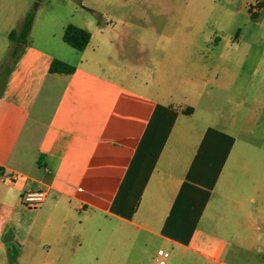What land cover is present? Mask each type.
Returning a JSON list of instances; mask_svg holds the SVG:
<instances>
[{
	"label": "crops",
	"instance_id": "obj_1",
	"mask_svg": "<svg viewBox=\"0 0 264 264\" xmlns=\"http://www.w3.org/2000/svg\"><path fill=\"white\" fill-rule=\"evenodd\" d=\"M162 3L84 6L83 51L63 40L71 23L51 35L35 16L0 80V243L34 247L42 261L114 264L159 263V251L226 264L245 248V228L259 232L248 250L263 243L264 151L248 114L241 124L227 114L231 56L215 51L202 66L201 50H171L173 23L137 15ZM54 60L72 73H51ZM235 104L240 112L243 94ZM29 191L46 192L37 211L24 205Z\"/></svg>",
	"mask_w": 264,
	"mask_h": 264
},
{
	"label": "rangeland",
	"instance_id": "obj_2",
	"mask_svg": "<svg viewBox=\"0 0 264 264\" xmlns=\"http://www.w3.org/2000/svg\"><path fill=\"white\" fill-rule=\"evenodd\" d=\"M249 1L163 0L162 4L155 5L153 13L147 10L146 6L138 7L137 15L171 21L173 33L180 41L170 49H178L184 53L201 50L204 56L198 64L202 66L210 61L209 58L215 51L218 56L221 51L229 52L231 59L227 65L233 68L234 88L231 89L233 103L227 105V114L234 120L240 119V115L248 114L246 127L250 142L264 151V19L252 15L246 6ZM108 3L112 4V0H0V80L5 78L11 66L13 43L9 39V33L20 27L25 15L34 13L38 21H47V25L50 23V27L47 26V34L57 35L61 33L64 24L86 26L83 20L91 14L84 6L104 7ZM94 10L98 12L97 9ZM101 18L102 16H99V19ZM34 33L37 34V30ZM216 44L219 46L216 47ZM195 62L196 58H185L183 64L191 67ZM240 94H243V102L245 101L246 105L239 107L240 112H237L235 102ZM237 123L241 124L239 120ZM237 123L234 122L236 127ZM216 198L219 199L218 195ZM207 222L204 224L205 228L209 227ZM244 231L245 248L230 250L232 259L222 261L226 264H264V261H259L260 257L264 259V241L256 242L252 250L246 248L250 245L248 238L257 237L259 232L253 233L247 228ZM9 236L12 237L11 234ZM5 240L6 236L0 243V264H114V261H42L38 249L29 247L22 251L16 241L6 243ZM192 259L193 262L201 261V264L207 261L199 256H192ZM166 263L187 264L186 261L171 259ZM124 264L159 263L124 261Z\"/></svg>",
	"mask_w": 264,
	"mask_h": 264
},
{
	"label": "trees",
	"instance_id": "obj_3",
	"mask_svg": "<svg viewBox=\"0 0 264 264\" xmlns=\"http://www.w3.org/2000/svg\"><path fill=\"white\" fill-rule=\"evenodd\" d=\"M34 19H35V14L29 13L25 17L20 28L18 30H12L9 33V39L14 45V48L12 50V58L15 59L17 57V49L20 46L27 44L28 37L30 35L34 23ZM91 37L92 35L89 31L80 28L74 24H69L65 28L63 40L67 45H69L76 51H83L90 43ZM72 71L73 68L71 66L59 60H54L50 67L51 73L71 74Z\"/></svg>",
	"mask_w": 264,
	"mask_h": 264
},
{
	"label": "built area",
	"instance_id": "obj_4",
	"mask_svg": "<svg viewBox=\"0 0 264 264\" xmlns=\"http://www.w3.org/2000/svg\"><path fill=\"white\" fill-rule=\"evenodd\" d=\"M246 6L253 16H257L260 12L264 10V0H250ZM4 180H6V177L2 176L1 181ZM45 199L46 192L29 191L24 195L23 202L24 205L29 207L30 209H38L41 204L45 201ZM158 257L162 258V260L159 261V264H166V259H168L169 255L164 251H159Z\"/></svg>",
	"mask_w": 264,
	"mask_h": 264
},
{
	"label": "water",
	"instance_id": "obj_5",
	"mask_svg": "<svg viewBox=\"0 0 264 264\" xmlns=\"http://www.w3.org/2000/svg\"><path fill=\"white\" fill-rule=\"evenodd\" d=\"M5 242H7V241L5 240Z\"/></svg>",
	"mask_w": 264,
	"mask_h": 264
}]
</instances>
